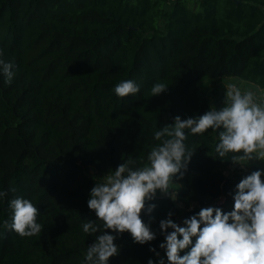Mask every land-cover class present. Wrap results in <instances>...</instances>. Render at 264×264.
<instances>
[{"label":"trees","instance_id":"1","mask_svg":"<svg viewBox=\"0 0 264 264\" xmlns=\"http://www.w3.org/2000/svg\"><path fill=\"white\" fill-rule=\"evenodd\" d=\"M0 49L15 72L10 84L0 75V264H82L94 242L81 224L96 219L87 203L95 177L129 156L146 161L154 131L176 115L220 107L222 79L264 90V0H0ZM126 79L141 85L135 98L114 92ZM157 81L168 88L151 97ZM218 140L188 136L197 151L177 184L180 206L158 197L154 230L170 210L178 222L201 207L230 210L234 185L264 167L231 172V161L216 159ZM17 195L40 208L39 234L4 225ZM162 240L150 243L159 250ZM117 243L110 264L155 259L129 233Z\"/></svg>","mask_w":264,"mask_h":264},{"label":"clouds","instance_id":"2","mask_svg":"<svg viewBox=\"0 0 264 264\" xmlns=\"http://www.w3.org/2000/svg\"><path fill=\"white\" fill-rule=\"evenodd\" d=\"M0 49V75L10 84L15 76L14 64L6 61ZM169 84L155 82L151 97L163 93ZM141 85L133 79L122 80L114 87L118 97L135 98ZM218 133L216 159L231 161L240 167L264 161V95L254 90L229 84L223 107L211 105L203 114L166 123L154 131L158 143L150 146L146 161L129 156L114 169H109L89 190L88 207L96 219H85L84 233L94 237L88 244L82 264H110L119 255L118 237L129 233L134 243L149 245L155 259L147 264H264V167L244 175L229 193L233 200L230 210L220 206L201 207L199 211L174 219L168 211L159 219L158 231L153 229V215L158 197H166L179 205L175 184L185 177L197 150L187 143L189 135ZM181 188V187H180ZM179 188V189H180ZM10 191L15 192V188ZM7 191L0 190V200ZM12 210L11 223L4 225L22 237L37 235L40 208L24 196L8 201ZM149 217L146 221L143 215ZM163 236L157 247L150 242Z\"/></svg>","mask_w":264,"mask_h":264},{"label":"rangeland","instance_id":"3","mask_svg":"<svg viewBox=\"0 0 264 264\" xmlns=\"http://www.w3.org/2000/svg\"><path fill=\"white\" fill-rule=\"evenodd\" d=\"M220 82L221 83H219V85L224 86L225 90L229 84L236 83L242 88V90H244V89L254 90L257 92L258 95H264V90L258 88L257 86H255L251 83L244 82V81L239 80L237 78H224ZM213 87H214V85H213L212 81H206L201 85V90L203 92L207 93V95H211V93H212L211 88H213ZM213 104L215 105L214 102H213ZM223 104H224V102L222 103V105H220V107H223ZM242 169H243V167H240L238 165H234L232 168H230V171L231 172H233L234 170L242 171ZM93 172H94L93 169H90V173L92 174ZM174 187L176 188V190L179 188V186L177 184H175ZM180 222L182 223V221H180Z\"/></svg>","mask_w":264,"mask_h":264},{"label":"built area","instance_id":"4","mask_svg":"<svg viewBox=\"0 0 264 264\" xmlns=\"http://www.w3.org/2000/svg\"><path fill=\"white\" fill-rule=\"evenodd\" d=\"M225 201V199L224 198H221V203H223Z\"/></svg>","mask_w":264,"mask_h":264}]
</instances>
